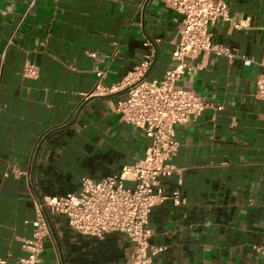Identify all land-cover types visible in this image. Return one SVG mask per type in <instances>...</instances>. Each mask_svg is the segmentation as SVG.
<instances>
[{"label":"crops","instance_id":"1","mask_svg":"<svg viewBox=\"0 0 264 264\" xmlns=\"http://www.w3.org/2000/svg\"><path fill=\"white\" fill-rule=\"evenodd\" d=\"M147 2L0 0L4 264H18L23 242L33 237L40 197L79 193L83 178L118 176L144 159L148 139L115 112L124 93L91 101L63 127L94 91L97 71L105 72L109 87L148 57L151 65L156 61L149 79H162L172 67L181 17L162 0ZM225 2L232 20L245 28L220 22L212 38L253 64L201 56L195 63L202 68L176 84L214 108L176 128L180 148L173 164L182 172L160 179L159 187L184 202L169 199L151 214V246L165 249L155 264H264V101L255 97L264 75V0ZM27 62L39 67L36 81L22 76ZM51 230L43 264H125L134 250L120 233L80 235L63 216L55 217Z\"/></svg>","mask_w":264,"mask_h":264},{"label":"built area","instance_id":"2","mask_svg":"<svg viewBox=\"0 0 264 264\" xmlns=\"http://www.w3.org/2000/svg\"><path fill=\"white\" fill-rule=\"evenodd\" d=\"M162 1L167 9L181 17L172 67L160 80H143L152 63V57H148L123 80L109 87L104 84L105 72L97 71L95 89L86 96L88 100L126 91L125 98L117 102L115 112L121 122L140 129L148 139L144 159L124 166L118 176L100 181L83 178L79 193L40 197L34 235L23 242V255L18 264H43L45 244L52 238L50 221L58 216L65 217L70 228L83 236L103 239L109 233L124 235L134 246L125 264H155V257L165 250L151 246L149 225L158 205L169 199L176 205L184 202L178 193L168 197L159 187L160 179L182 172L173 164L180 148L176 128L190 125L214 108L195 92L178 88L176 84L202 68L195 63L201 56L241 59L245 66H251L253 60L212 38L211 28L220 22L230 23L235 29L245 28L243 23L232 20L225 0ZM89 55L96 57L94 53ZM39 74L37 65L31 62L24 65V79L36 81ZM255 97L264 101V75L257 81ZM216 109L220 111L223 107ZM127 181L135 186L127 187ZM0 264L4 262L0 260Z\"/></svg>","mask_w":264,"mask_h":264},{"label":"water","instance_id":"3","mask_svg":"<svg viewBox=\"0 0 264 264\" xmlns=\"http://www.w3.org/2000/svg\"><path fill=\"white\" fill-rule=\"evenodd\" d=\"M150 1H151V0H148L147 4H148ZM145 12H146V8L144 9V13H145ZM155 63H156V61L151 65V67L149 68L147 74L144 76L143 80H145V79H147V78L149 77V75H150V73H151V71H152V69H153ZM125 92H126V91H121V92L114 93V94L109 95V96H104V97H92V98L88 99V100H87V101H86V102H85V103H84V104L78 109V111H77V113H76V118H75V120H74L72 123L66 125V126L63 127V128H67V127H69V126H72V125L76 122V120H77V118L80 116V114L84 111V109L87 107V105H88L91 101L96 100V99H109V98H114V97H116L117 95H119V94H123V93H125ZM50 134H52V133H50ZM50 134L47 135V136L41 141V143L38 145V148H37V151H36V154H35V157H34V166H35V164H36V162H37V159H38V155H39L40 149L42 148V145H43L45 139H46L47 137H49ZM50 227H51V229H52V222H51V221H50ZM53 233H54V231H53ZM54 236H55V238H56V234H55V233H54ZM56 239H57V238H56ZM57 241H58V240H57ZM58 244H59V242H58ZM59 245H60V244H59Z\"/></svg>","mask_w":264,"mask_h":264}]
</instances>
